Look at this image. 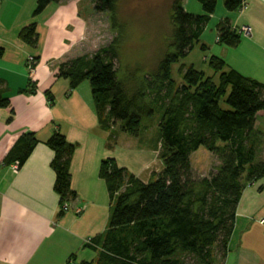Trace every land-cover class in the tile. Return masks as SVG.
<instances>
[{"label": "trees", "instance_id": "1", "mask_svg": "<svg viewBox=\"0 0 264 264\" xmlns=\"http://www.w3.org/2000/svg\"><path fill=\"white\" fill-rule=\"evenodd\" d=\"M60 1L37 0L33 16ZM90 1L94 13L112 15L115 27L118 0ZM244 1L223 0V6L235 12ZM197 2L202 10L199 15L187 12L183 0L173 1V51L159 60L138 90L129 92L117 78L116 39L91 55L69 59L57 67L55 76L66 80L70 90L88 82L99 124L105 130L114 128L137 137L142 119L161 112L160 171L143 182L119 168L114 160L102 161L99 176L113 205L104 234L85 246L95 252L99 249L98 256L80 262H71L74 259L70 258L67 264H213L219 256L224 261L227 255L242 191L264 177V159L258 157L261 136L254 130L258 116L264 113V84L227 69L219 58L208 60L218 74L217 84L184 65L178 68L182 82L172 80V66L200 43L216 9L217 0ZM19 37L27 45L36 46L35 25L24 28ZM217 40L236 47L240 35L222 20L217 25ZM200 49L205 47L200 45ZM222 101L227 109L220 106ZM7 106V100L0 96V107ZM38 143L33 133L22 134L5 156L4 165L17 163L21 167ZM46 146L53 153L50 166L61 206L75 198L70 189L75 148L58 132ZM200 147L220 164L214 174L195 182L190 157Z\"/></svg>", "mask_w": 264, "mask_h": 264}, {"label": "crops", "instance_id": "2", "mask_svg": "<svg viewBox=\"0 0 264 264\" xmlns=\"http://www.w3.org/2000/svg\"><path fill=\"white\" fill-rule=\"evenodd\" d=\"M86 1L62 0L34 17L37 0H0V96L8 102L0 107V264L96 260L99 249L86 248L85 242L104 234L113 205L99 176L101 162L112 159L138 178L150 159L149 151L139 159L131 143L118 153L115 129L99 124L90 85L83 82L70 90L66 80L55 76L60 63L98 50L89 48L94 12ZM192 14L202 13L198 8ZM222 20L232 27H250L251 36H240L236 47L219 43L217 25ZM219 22L210 28V36L204 31L199 44L227 69L264 84V0H248L244 11L224 13ZM33 24L38 41L34 47L19 37ZM254 130L264 136V113ZM55 132L75 148L70 165L75 198L69 200L68 212H62L54 192L53 153L46 146ZM25 133H33L39 143L24 165L13 170L3 160ZM260 151L264 159V149ZM76 208L82 210L79 215L73 212ZM223 264H264V177L242 191Z\"/></svg>", "mask_w": 264, "mask_h": 264}, {"label": "rangeland", "instance_id": "3", "mask_svg": "<svg viewBox=\"0 0 264 264\" xmlns=\"http://www.w3.org/2000/svg\"><path fill=\"white\" fill-rule=\"evenodd\" d=\"M88 1L90 2V0L86 2ZM173 1L118 0L115 27L112 26V15L110 13H93V27L88 40V43H90L89 48L91 51H96L108 45L114 39L118 41L117 78L124 83L129 92L140 89L144 85L146 76L151 70L155 69L159 60L165 54L173 51L170 46L173 32L170 19ZM183 7L189 13H194L200 8L202 13L197 0H183ZM224 13L237 15L241 12L239 10L235 12L226 11L223 0H217L215 12L208 22L207 29H205L206 35H209L210 28H214L213 24L218 23ZM205 57L206 59H204ZM210 57L205 50L200 49V44L194 45L192 51L183 60L172 66V80L177 84L182 82L181 75L178 74V68L184 65L185 67L192 66L195 70L204 73L206 77L213 78L212 81L217 84L218 75H215L208 62H206ZM85 82L88 84L87 81ZM145 102L148 103V97H146ZM220 106L227 109L223 101ZM160 119L161 112L159 111H156L151 118H143L137 137L122 133L118 129H115L114 132L118 153L130 143L134 154L139 156V159L145 156L146 151L150 152L147 167L141 168L142 172L138 177L143 182L149 181L161 169L159 160L161 143L158 128ZM260 139L264 144V136H261ZM263 149L264 147L261 146V150ZM190 162L191 177L195 182H200L202 179L214 174L220 164L219 160L203 147H200L191 155ZM223 263L222 257L219 256L213 264Z\"/></svg>", "mask_w": 264, "mask_h": 264}, {"label": "built area", "instance_id": "4", "mask_svg": "<svg viewBox=\"0 0 264 264\" xmlns=\"http://www.w3.org/2000/svg\"><path fill=\"white\" fill-rule=\"evenodd\" d=\"M247 1L248 0H245L244 3L242 4L241 8L239 9L240 12H242V11H244L246 9V7H247ZM231 29L234 30L240 36H244V37L251 36V28L250 27H247V26L232 27L231 26ZM33 63L34 62H33L32 59H30L28 61V70L30 72L33 71V67H34V64ZM17 168H18V164L17 163L13 164V170H17ZM61 210L64 211V212L70 211L71 210V208H70V202L69 201L63 202L62 205H61ZM73 212H74L75 215H79L82 212V210L79 209V208H76ZM85 244L86 245H92V242H91V240H86Z\"/></svg>", "mask_w": 264, "mask_h": 264}]
</instances>
